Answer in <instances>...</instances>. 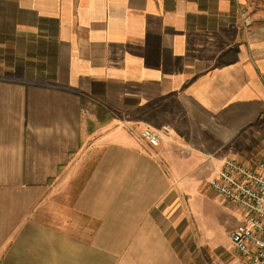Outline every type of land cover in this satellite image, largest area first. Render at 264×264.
<instances>
[{"label": "crops", "instance_id": "obj_1", "mask_svg": "<svg viewBox=\"0 0 264 264\" xmlns=\"http://www.w3.org/2000/svg\"><path fill=\"white\" fill-rule=\"evenodd\" d=\"M247 1L0 0V264H242L189 201L200 161L208 180L226 157L264 162V6Z\"/></svg>", "mask_w": 264, "mask_h": 264}, {"label": "built area", "instance_id": "obj_2", "mask_svg": "<svg viewBox=\"0 0 264 264\" xmlns=\"http://www.w3.org/2000/svg\"><path fill=\"white\" fill-rule=\"evenodd\" d=\"M239 13L246 26L244 13ZM139 136L150 146H157L162 138H172L167 125L144 127ZM208 188L243 213V221L229 236L242 264H264V162L245 164L224 158L208 180Z\"/></svg>", "mask_w": 264, "mask_h": 264}, {"label": "rangeland", "instance_id": "obj_3", "mask_svg": "<svg viewBox=\"0 0 264 264\" xmlns=\"http://www.w3.org/2000/svg\"><path fill=\"white\" fill-rule=\"evenodd\" d=\"M247 3L249 4L247 5L248 8L243 9L240 6V9L243 12H246L247 10H255L256 7L262 8L264 6V2L261 4L259 1L256 2V0H248ZM97 117L105 123L107 121L108 114L97 115ZM262 138H264V136ZM140 140L141 142H144L141 138ZM145 143L146 142H144V144ZM193 171L194 179H199V190L197 193L195 192L192 196H190L189 205L192 216L194 217V220L198 225V229L202 232L203 236L211 235L215 239L219 240V242L223 245L224 242L227 243L228 240L231 241L228 233L234 228L237 221V215L233 213L230 206L225 205L223 202L218 200V198L214 197V195L210 192V189H207V180L210 176V168L207 164L200 161L198 165L195 164Z\"/></svg>", "mask_w": 264, "mask_h": 264}]
</instances>
